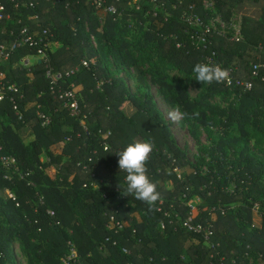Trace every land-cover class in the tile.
I'll return each instance as SVG.
<instances>
[{"label":"trees","instance_id":"trees-1","mask_svg":"<svg viewBox=\"0 0 264 264\" xmlns=\"http://www.w3.org/2000/svg\"><path fill=\"white\" fill-rule=\"evenodd\" d=\"M15 1L19 7L13 6V28L46 30L47 42L60 47L49 46L47 61L36 62L31 73L20 68L18 59L34 53L35 47L17 49L10 59L12 69L6 78L21 89L24 100L22 121L9 112L7 103L0 104V153L16 159L12 169L0 166V264H16L15 242L28 264H63L69 242L82 264H264V157L247 151L245 144L234 148L250 129L260 132L259 138L264 135V7L259 19L241 18V41L231 40L230 33L210 32L205 44L198 46L187 32L200 30L180 20L182 11L191 7L204 23L218 15L230 32L232 14L242 0H211L214 11L205 10L203 0H183L181 4L177 0H141L139 11L124 10L122 15L141 20L143 34L138 40L129 39L128 26L104 12L96 1ZM29 2L36 3L35 7L26 8ZM106 4L125 7L123 0H106ZM132 46L154 49L163 67L194 78L193 67L214 54L215 63L232 70L234 80L251 83L250 90L225 82L204 84L200 97L190 100L180 84L159 77L164 99L188 114L183 119L186 125L193 119L205 128H219L205 173L180 148L154 98L133 95L125 79L109 74L97 59L100 54L105 57L109 49L116 68L135 69L137 80L143 83ZM85 58L90 61L89 68L81 65ZM253 64L258 65L255 77ZM46 65L62 73L78 68L59 86L74 84L80 117L57 108L59 101L45 77ZM229 96H234L236 103L227 110L209 103ZM128 104L135 107L131 116L124 112ZM40 108L51 118L47 127L35 115ZM229 130L237 131L239 137H231ZM135 141L154 144L147 163L148 176L161 197L154 208L127 196L126 173L118 167L116 154ZM56 145L60 150L54 152ZM43 152L48 162L41 160ZM231 153H236L235 161ZM52 166L56 172L49 176L47 170ZM6 190L16 196L15 201L8 198ZM191 200L197 201L195 221L207 219L211 224L208 241L182 226ZM255 209L260 220L249 229ZM47 210L54 212L59 226L51 225ZM137 212L141 220L134 216ZM111 217L124 223L122 230L107 228Z\"/></svg>","mask_w":264,"mask_h":264},{"label":"built area","instance_id":"built-area-1","mask_svg":"<svg viewBox=\"0 0 264 264\" xmlns=\"http://www.w3.org/2000/svg\"><path fill=\"white\" fill-rule=\"evenodd\" d=\"M57 1V0H56ZM90 2L96 1L98 7H100L104 12L108 14H113L116 16L115 19L121 18L124 14V10L126 11H139L141 9V0H123L125 3L124 8H117L115 5H107L106 0H88ZM122 0H115L116 3L121 2ZM180 4L183 0H177ZM211 1V0H209ZM214 7L213 1H211ZM36 3L29 2L25 4V7L28 9L34 8ZM203 8L205 10L208 9V5L204 0L202 2ZM13 6L15 8L19 7V3L15 0H0V104L7 103L9 106V112H11L17 120L23 119V113L21 109V102L24 100V95L21 89L14 83L7 80L6 75L12 69V64L10 63V59L12 58L14 52L17 49L24 47H35L36 51L32 54H27L21 56L18 59V65L20 68L26 70L28 73H31V67L36 62H46L47 61V53L46 50L49 46H52L54 43L47 42L48 33L46 30L39 31L38 29L30 31L27 26L21 27L19 30H15L13 28ZM175 8V6H174ZM163 9V5L160 7V10ZM193 9L182 11L180 15V20L183 21L187 27L194 28L200 30L190 32L188 31V35L191 40H195L196 45L202 46L206 42V36L210 32H216L220 35H226L225 31V23L221 20V18L215 15L213 18H210L208 22L204 23L201 18L195 14ZM214 11V10H213ZM17 24H21V19L17 20ZM231 25V23H230ZM227 27V26H226ZM228 28V27H227ZM228 30V29H227ZM231 40L235 42H239L242 40V35L240 33V28L235 30L234 35H230ZM180 44L177 43V46ZM262 49V47H261ZM212 54L211 56H207L205 59L207 62L212 64H216L214 61ZM81 65L83 67L89 68L90 61L88 58H85L81 61ZM253 71L252 75L257 76L258 65H252ZM78 71V68L69 70L66 73L62 72H54L52 69L46 65L45 77L50 80V84L52 85V93H55V99L59 101L58 109H65L69 112L72 117H80L81 110L78 100V95L74 91V84H70L68 88H63L59 86V83L67 78L73 76ZM232 70H229V78L224 81L227 86L233 87L238 86L243 88V90H250L252 85L249 82H244L241 80H234L231 75ZM55 87V89H53ZM24 109V106H23ZM8 112V113H9ZM36 117L41 120V125L43 127H47L51 124V118L49 115L42 112L41 108L36 110ZM82 124V122H81ZM85 132H87V128L83 126ZM103 149L106 151L108 149V145L106 143L103 144ZM1 152V147H0ZM16 164V159L11 155L1 154L0 153V166L13 168V165ZM82 169H85V166H82ZM91 177H94V174H91ZM4 178L8 179L9 177L4 176ZM84 187H86L84 185ZM6 194L8 198H11L12 201L16 200V196L10 191L6 190ZM103 197H105L103 195ZM44 199L42 196L39 197V203L42 204ZM196 200L189 201L186 205L189 207L188 217L182 222L183 228L192 234H200L203 238L208 241L212 236L211 224L207 219H204L203 222L195 221V218L198 214V210L196 207ZM18 207V204L16 203ZM46 213L52 218L51 225L59 226L60 223L58 220L54 219L55 214L52 210H47ZM259 215V213H257ZM165 216H169L168 212L164 213ZM177 217V215H176ZM260 217V215H259ZM260 219V218H259ZM124 227V223L120 221H115L114 217L110 218V221L107 225L108 229L122 230ZM163 227V225H162ZM105 242H109V239L106 238ZM102 248V247H101ZM122 252L128 254L125 249H122ZM63 264H82L76 250L73 245L69 242V250L68 254L62 259Z\"/></svg>","mask_w":264,"mask_h":264},{"label":"rangeland","instance_id":"rangeland-1","mask_svg":"<svg viewBox=\"0 0 264 264\" xmlns=\"http://www.w3.org/2000/svg\"><path fill=\"white\" fill-rule=\"evenodd\" d=\"M256 1H253L252 4H256ZM208 5V9L214 10L213 4L209 0H204V4ZM241 11L234 10L232 17H231V25L229 32L227 30V27L225 26V31L227 33H230V35H234L235 30H238L240 28L241 23ZM218 17V15H217ZM120 24L127 25L128 26V36L131 40H138L143 34L142 22L141 20H138L136 17H121L119 19ZM93 48H96V43L93 41L92 37L90 40ZM114 45L118 43V40H114ZM60 45L57 43L53 44V49L59 48ZM109 48V47H108ZM131 53L134 58L137 59L139 67L143 71V83L141 81H138L137 78L139 74L135 69L132 68L128 69L127 71L125 69H117L116 64L114 62L113 56L109 49H106L105 51V57L101 54L98 55L97 59L102 61L106 67L109 74L111 75H117L121 76L125 79L127 87L129 91L137 96L138 98H141L144 96V94H148L154 98V100L157 103V106L164 118V120L167 122L169 128L172 131V135L174 139L177 141L178 145L181 149L184 150L187 158L189 161L194 163L199 167L201 172L205 173L207 171V166L209 163H211V155H210V149L211 146L214 144L215 139L219 136V128L218 126H213L210 128H205L203 126L197 125L195 120H191L190 123L185 124L183 119L179 121L178 123H173L169 119V112L173 109L178 108L176 105H170L165 99L164 95L161 93L159 89L158 81L160 80L159 77L161 75H164L167 77L169 82L171 83H177L180 84L183 89L186 91L188 97L190 100H197L201 93L204 91L205 85H200L194 80V76L186 77L184 74L177 70H171L166 69L163 67V65L159 64L160 61H158L157 53L154 51V49L151 51L149 49H140L138 46H132ZM161 63V62H160ZM190 90H198L196 92H191ZM174 93V92H173ZM175 94V93H174ZM209 103L213 106L218 107L219 109H228L230 105H233L236 103V99L234 96H229L224 99L214 98L209 100ZM134 109V108H133ZM179 109V108H178ZM180 110V109H179ZM125 112V111H124ZM134 113V111H133ZM132 113V114H133ZM126 115H129L125 113ZM130 114L129 116H131ZM213 114H210V117H212ZM231 137H239V133L234 130H229ZM26 134V133H25ZM25 134H23V138L26 137ZM260 132H254L252 129H250V133L247 137H239L240 138V144H234V148L245 144L247 147V151L253 152L256 154L259 158L264 157V135L263 137H260ZM54 152H57L60 150V146L56 145L52 148ZM41 160L43 162H48L49 157L46 152H43L40 156ZM237 158L236 153H231V159L235 161ZM56 172L55 166H52L49 170H47V174L49 176H53ZM236 209V208H235ZM137 220H141L142 216L137 212L134 214ZM259 215L256 212V209L252 212V221L250 226H248L249 229L252 228V226H257L259 223ZM159 229H162V225L159 226ZM13 250H14V261L16 264H28L26 256L21 249V247L18 245V243L13 244ZM38 264V263H34ZM258 264H261L260 261H258Z\"/></svg>","mask_w":264,"mask_h":264},{"label":"clouds","instance_id":"clouds-1","mask_svg":"<svg viewBox=\"0 0 264 264\" xmlns=\"http://www.w3.org/2000/svg\"><path fill=\"white\" fill-rule=\"evenodd\" d=\"M192 71L195 74L194 80L203 85L214 82L221 83L229 78L228 69L210 62L197 63ZM168 115L173 123H178L188 117L187 113L181 112L178 108L170 111ZM153 149L154 144L151 141H135L116 154L119 157V170L126 173L127 196H134L135 199L146 203L149 208H154L161 198L157 191V185L148 176L147 163Z\"/></svg>","mask_w":264,"mask_h":264},{"label":"crops","instance_id":"crops-1","mask_svg":"<svg viewBox=\"0 0 264 264\" xmlns=\"http://www.w3.org/2000/svg\"><path fill=\"white\" fill-rule=\"evenodd\" d=\"M253 0H242L236 7V10L241 12V17L243 16H250L254 19H259L261 17L262 14V8L264 7V0H257L255 3L256 4H252ZM134 108V110H133ZM125 113L127 114H132L133 111H135V107L132 104H128L125 109H124ZM127 115V116H129ZM24 132L28 135L29 131L28 130H24Z\"/></svg>","mask_w":264,"mask_h":264}]
</instances>
